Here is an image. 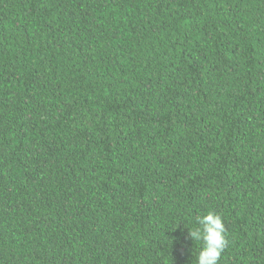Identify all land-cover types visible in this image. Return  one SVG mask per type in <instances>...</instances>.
I'll return each instance as SVG.
<instances>
[{
  "label": "trees",
  "instance_id": "obj_1",
  "mask_svg": "<svg viewBox=\"0 0 264 264\" xmlns=\"http://www.w3.org/2000/svg\"><path fill=\"white\" fill-rule=\"evenodd\" d=\"M264 264V0H0V264Z\"/></svg>",
  "mask_w": 264,
  "mask_h": 264
},
{
  "label": "clouds",
  "instance_id": "obj_2",
  "mask_svg": "<svg viewBox=\"0 0 264 264\" xmlns=\"http://www.w3.org/2000/svg\"><path fill=\"white\" fill-rule=\"evenodd\" d=\"M197 227L188 228V237L202 242L194 264H219L221 255L227 246V231L222 216L209 210L197 218Z\"/></svg>",
  "mask_w": 264,
  "mask_h": 264
}]
</instances>
